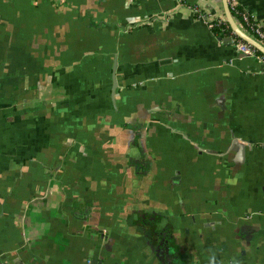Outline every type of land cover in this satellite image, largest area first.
I'll use <instances>...</instances> for the list:
<instances>
[{
    "label": "crops",
    "instance_id": "obj_1",
    "mask_svg": "<svg viewBox=\"0 0 264 264\" xmlns=\"http://www.w3.org/2000/svg\"><path fill=\"white\" fill-rule=\"evenodd\" d=\"M193 7L224 19L0 0V264H163L154 223L179 264H264V64Z\"/></svg>",
    "mask_w": 264,
    "mask_h": 264
},
{
    "label": "water",
    "instance_id": "obj_2",
    "mask_svg": "<svg viewBox=\"0 0 264 264\" xmlns=\"http://www.w3.org/2000/svg\"><path fill=\"white\" fill-rule=\"evenodd\" d=\"M223 11H224V20L229 25L233 34L238 37L240 40L250 44L253 46L258 52L264 55V46L256 41L251 36L247 35L236 23L234 20L230 8L228 0H222ZM223 41H231V37L227 36L225 38H221ZM116 85L113 84L111 89L112 96L114 94ZM114 97V96H113ZM172 232L167 231L164 226L160 227L159 223H154L151 228L152 232V242H153V249L156 253V256L159 257L160 262L163 264H179L180 261V250L182 249L179 240L175 237L173 229Z\"/></svg>",
    "mask_w": 264,
    "mask_h": 264
},
{
    "label": "built area",
    "instance_id": "obj_3",
    "mask_svg": "<svg viewBox=\"0 0 264 264\" xmlns=\"http://www.w3.org/2000/svg\"><path fill=\"white\" fill-rule=\"evenodd\" d=\"M229 3V8L234 9L237 6H240L239 2L237 0H228ZM193 13L199 17V18H203L205 20V22L207 23V25L209 26V28L212 27L213 23L211 21L213 20H217V22H220L224 19L221 18H214L211 19L210 18V14L208 11H203L197 7H193L192 8ZM241 16H242V20H243V24L242 22L237 23V25L249 36H251L252 38H254L256 41H258L260 44H262L264 46V24H261L259 22H257L256 24H251V19L252 20H256L253 15H251L250 13L246 12V11H242L241 12ZM225 21V20H224ZM233 32L231 31L230 35L233 39V41H235L236 43V47L239 51H242L244 53H247L249 55L252 56H256L263 64H264V55L263 54H257V50L251 46L250 44L238 39H235L233 36ZM89 262V261H88Z\"/></svg>",
    "mask_w": 264,
    "mask_h": 264
},
{
    "label": "trees",
    "instance_id": "obj_4",
    "mask_svg": "<svg viewBox=\"0 0 264 264\" xmlns=\"http://www.w3.org/2000/svg\"><path fill=\"white\" fill-rule=\"evenodd\" d=\"M242 11H243V9L241 8V6H237L234 9H232V8L230 9V12H231L232 16H233L234 20L237 23H239V22L243 23L242 16H241V12ZM250 21H251V24H256L257 22H259L257 20H252V19ZM211 22L213 23V25H212V27L210 29L215 35H217V36H219L221 38L224 37V36H229L230 35L231 29H230V27H229V25L227 24L226 21L222 20L220 22H217V20H213ZM234 38L238 39V37H236V36H234ZM257 54H260V52L257 51Z\"/></svg>",
    "mask_w": 264,
    "mask_h": 264
}]
</instances>
